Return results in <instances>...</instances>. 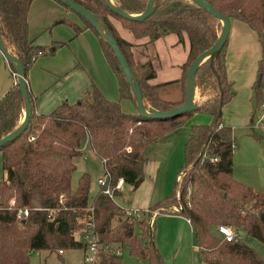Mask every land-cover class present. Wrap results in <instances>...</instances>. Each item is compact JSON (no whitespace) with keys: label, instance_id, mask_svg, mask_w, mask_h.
<instances>
[{"label":"trees","instance_id":"obj_1","mask_svg":"<svg viewBox=\"0 0 264 264\" xmlns=\"http://www.w3.org/2000/svg\"><path fill=\"white\" fill-rule=\"evenodd\" d=\"M30 1L0 0V37L20 60L25 79L37 50L42 49L31 44L27 37L26 16ZM74 1L92 12L111 32L137 80L146 109L167 110L182 102L189 63L214 42L221 27L217 18L193 0H154L150 13L141 20L114 13L104 0ZM112 1L127 13H139L147 0ZM206 1L227 14L230 20H241L256 32L261 55L252 89L259 101L264 84V0ZM81 20L84 27L97 36L117 79L119 97L130 98L135 104L110 47L93 27ZM114 21L134 38L146 37L147 42L166 33H174L178 41L186 38L187 57L182 64L181 77L151 84L148 80L155 74L153 66L149 61L134 59L132 43L119 34ZM55 22H67L75 33L81 30L64 17ZM226 40L211 58H205L196 67L194 87L199 95L206 96L205 99L196 104L194 110L174 117L152 118L124 112L118 101L107 99L94 84L77 100L63 99L48 113H36L27 90L30 102L27 125L17 137L0 145L1 167L5 172L0 179V264H28L27 256L32 250L57 253L58 250L80 248L73 234L82 228V221L89 214L94 220L98 241L110 246L119 244L130 256L145 259L147 264H163L153 244L154 220L149 222V211L142 212L139 218L134 215L121 218L122 207L100 189L87 203L89 174L82 172L75 187L70 185L75 168L73 158L80 154L82 142L87 138L89 147L109 172L110 184L121 177L134 188L143 178L147 144L180 126L194 111L207 113L211 120L189 126L183 143V165L179 169L183 174L182 181L174 182L171 192L147 209L187 218L201 264H264L238 234L240 231L241 235L264 245V193L236 180L231 173V129L220 123L221 105L233 94L225 73ZM10 67L14 70L11 64ZM174 81L182 83V96L175 100L162 97L158 88ZM22 112L23 100L16 81H13L0 95V137L19 125ZM211 157L216 158L211 160ZM115 192L113 189L112 193ZM10 197L14 200L13 205L29 207L22 220L16 219L13 208L7 207ZM87 205H92L91 213L84 209ZM220 224L235 233V241L227 242L217 234L216 228ZM101 256L100 264H125L110 251Z\"/></svg>","mask_w":264,"mask_h":264},{"label":"crops","instance_id":"obj_2","mask_svg":"<svg viewBox=\"0 0 264 264\" xmlns=\"http://www.w3.org/2000/svg\"><path fill=\"white\" fill-rule=\"evenodd\" d=\"M34 8L38 11L36 21L32 18ZM62 17L77 24L81 30L75 33L69 25L71 33L64 27V23L67 22H55ZM26 21L27 37L31 44L39 45L45 50L33 59L25 79L36 113H48L63 99L68 102L77 100L91 84H94L107 99L118 101L122 111L136 113L135 104L130 98L119 97L117 79L102 53L97 36L90 28L84 27L76 13L65 10L57 0H31ZM114 22L119 34L132 43L134 59L138 62L149 61L153 66L155 74L148 80L151 84L181 77L182 64L187 57L186 38L178 41L174 33H166L152 42H147L146 37L134 38L130 32L120 27L118 22ZM45 26H52L49 27V35L38 36L39 29ZM6 48L14 55L8 47ZM260 55L261 46L256 32L245 22L231 19L224 49V65L233 94L221 105L220 118V123L229 126L230 129L232 126L257 127L255 121L258 116V97L252 89V82ZM101 60H105L113 77L112 82L108 84L99 81L97 70ZM13 81L14 79L0 90V95ZM158 91L164 98L179 99L183 93L182 83L174 81L160 86ZM205 97L199 95L197 89L193 88L195 105ZM207 118L204 120L200 118L197 123H206ZM191 123L194 122L187 120L147 144L146 158L142 166L143 178L134 188L130 184L123 183L120 188L115 189L118 199H112L117 205L122 208L146 209L171 192L174 183L171 185L170 177L178 162L170 163L168 155L172 153L171 147L180 144L183 148ZM95 157L98 158L85 138L80 154L73 158L74 164L80 165L78 176L82 172H87L90 180L91 167L85 163V160ZM100 162L102 164L101 159ZM168 172L169 175L166 176ZM100 174L98 172L97 176ZM174 182H177L176 176ZM153 220L154 246L163 264H177V262L195 264V260L201 264L196 254L197 247L192 244L194 237L187 218L179 214L157 213ZM76 234L80 237L79 230Z\"/></svg>","mask_w":264,"mask_h":264},{"label":"rangeland","instance_id":"obj_3","mask_svg":"<svg viewBox=\"0 0 264 264\" xmlns=\"http://www.w3.org/2000/svg\"><path fill=\"white\" fill-rule=\"evenodd\" d=\"M65 10L72 11L66 8ZM37 17H38V11L36 8H34L32 18L34 21H36ZM49 27L45 26V28L39 29L37 33L38 36L39 35H49ZM64 27L65 29H68L70 32L72 31L69 24L64 23ZM10 70H11V67H10L9 62L6 60V58L0 51V90L8 82L11 83L13 79H14V82L16 81L15 76L11 74ZM97 74H98L100 82H104L105 84L112 82L113 77H112L111 72L109 71V67L106 64L105 60H101V62L99 61V70H97ZM205 115L206 114H203L202 112L194 111L185 117L184 122H186L187 120H190L191 122L197 123V120H199L200 118L204 120L205 118L208 117L207 122H206L208 123L211 120V116L210 115L205 116ZM263 121H264V117H263ZM231 136L233 140V148H232L233 151L231 155V160H232V172L231 173H232L233 178H235L236 176V180L242 182L243 184L247 186H250L251 188L255 190H258L264 193V128L253 127V126H246V127H233L232 126ZM83 149H87V148L83 147ZM171 149H172V153L168 155L170 158L169 159L170 163L178 162V165H176V167L173 169L172 176L170 177V182L172 185L175 181V176L178 173L180 166L183 165V153H182L183 148L180 144H178L177 146L171 147ZM85 163L89 167H91V176L89 180L88 195H87V203H90L92 197L94 196V194L96 193L98 189V184L96 182V179L98 177L97 173L99 172L102 174L103 167L100 162V158H96V157L92 159L91 158L86 159ZM79 170H80V165H75V168L71 174V180H70L71 188H73L76 185V180L78 176L77 174ZM168 175H169V172L166 174V176ZM4 176H5V172L1 167V156H0V179L3 178ZM182 177H183V174L180 173L177 179V183H181ZM115 189H118V188H115ZM113 196L112 197L114 198V200L118 199L117 195L113 194ZM123 213H124L123 215H120L121 218H123L124 215H126L124 210H123ZM115 223L116 222L114 220L113 225ZM76 233L77 231L73 235H74V238L78 240L79 237ZM240 240L246 243V245H248L257 255H259L264 262V245L263 244L243 234L240 235ZM141 241H144V239H142ZM153 244H154V240H153ZM192 244L196 245L195 239L192 240ZM118 248L120 249H119V255L117 256L121 259L123 263L125 264H147V261L145 259H136L130 256L128 254L127 249L125 247H121L119 244H114L110 246L111 252L113 254H116V250H118ZM101 254H100V257H102ZM27 263L28 264H84L82 261V249L81 248L63 249L60 254H57L56 252L49 253L46 250H32L28 253ZM194 263L198 264V260L197 261L195 260ZM177 264H185V263L177 262Z\"/></svg>","mask_w":264,"mask_h":264},{"label":"water","instance_id":"obj_4","mask_svg":"<svg viewBox=\"0 0 264 264\" xmlns=\"http://www.w3.org/2000/svg\"><path fill=\"white\" fill-rule=\"evenodd\" d=\"M63 4L68 6L74 13H76L80 19L82 18L85 22H87L93 29L97 32V34L107 43L110 47L113 56L115 57L118 66L120 68L121 73L123 74L126 83L128 84L134 99H135V108L136 113H138L142 117H152V118H169L180 115L184 112H189L195 109V104L193 103V77L196 70V67L207 57H212L213 53L217 51L224 41L227 38L230 28V18L227 14L221 13L215 7H213L206 0H193L198 6L204 9L206 12L211 14L213 17L217 18L220 21L221 27L219 33L214 40V42L207 47L206 49L200 51L189 63L186 72H185V94L182 102L169 108L167 110H160L153 107H148L147 109L144 107L141 99V94L139 90V86L129 63L126 58L122 54L119 46L111 34V32L104 27L101 22L94 16L92 12L86 9L81 4L75 2L74 0H60ZM154 0H147L144 9L139 13H127L124 10L118 8L112 0H104V3L116 14L133 20H141L145 18L151 11L153 7ZM264 35V30L262 31ZM0 51L6 58V60L12 65L13 71L15 73V79L17 83V89L19 90L22 100H23V112L19 125L14 128L12 131L0 137V145L3 143L14 139L17 137L27 125L30 115V102L28 98L27 85L25 82V78L23 76V68L20 60L13 55L2 43L0 37ZM241 235V232H238Z\"/></svg>","mask_w":264,"mask_h":264},{"label":"built area","instance_id":"obj_5","mask_svg":"<svg viewBox=\"0 0 264 264\" xmlns=\"http://www.w3.org/2000/svg\"><path fill=\"white\" fill-rule=\"evenodd\" d=\"M44 49H39L36 52V56L44 53ZM11 74L15 76V73L13 70H11ZM257 119L255 121V126L264 128V84L261 87L260 90V98L258 101V107H257ZM32 136H29V139H31ZM216 157H211V160H214ZM178 173L176 175V181L179 177ZM97 184L99 185V189L101 192L107 194L108 196H113V189L120 188L122 184L124 183L121 177H117L116 180L110 184V174L109 172L103 168V172L101 175H99L96 179ZM62 198V196H60ZM13 198L10 197L7 200L8 208H13L14 210V216L18 220H22L29 211V207L27 206H15L13 205ZM1 208V206H0ZM86 211H89V213L92 212V205H87L84 207ZM126 215H134L135 217L139 218L142 214V212L149 211V222L153 219V217L158 213L157 209H138V208H123ZM82 228L79 230L80 237L78 239V242L80 243V248L82 249V261L84 264H99L100 262V254L105 253L107 251L111 252L110 245L102 243L98 241L97 233L95 230L94 220L92 218V215H88L87 218L83 219L82 221ZM217 234L223 238L227 242L235 241L237 236H235V233L229 228L226 227V225L220 224L217 225L216 228ZM119 249L116 250L115 255H119ZM62 250H58L57 253L60 254Z\"/></svg>","mask_w":264,"mask_h":264}]
</instances>
